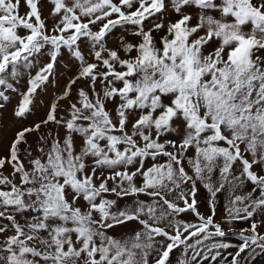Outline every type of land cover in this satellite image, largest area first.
<instances>
[{
    "label": "snow or ice",
    "instance_id": "1",
    "mask_svg": "<svg viewBox=\"0 0 264 264\" xmlns=\"http://www.w3.org/2000/svg\"><path fill=\"white\" fill-rule=\"evenodd\" d=\"M257 252L264 0H0V264Z\"/></svg>",
    "mask_w": 264,
    "mask_h": 264
},
{
    "label": "rangeland",
    "instance_id": "2",
    "mask_svg": "<svg viewBox=\"0 0 264 264\" xmlns=\"http://www.w3.org/2000/svg\"><path fill=\"white\" fill-rule=\"evenodd\" d=\"M23 12H24V8L21 7V13H23ZM41 99H43L45 103L47 102V97H43V96H42ZM13 103H15V101H13ZM44 111H45V109H44L43 105H41V106L36 110V116H34V117H31V116H30V117H29V120L31 121L32 119H38L39 117H41V116L43 115V112H44ZM30 139H31V138H30ZM222 211H223V208H222V207L218 208V214H219L220 212H222ZM233 242H235V241H233ZM229 251H232V249H230ZM174 255H176V253H174ZM261 259H264V254H261V253L257 252L254 261H250V264H262ZM263 263H264V262H263Z\"/></svg>",
    "mask_w": 264,
    "mask_h": 264
},
{
    "label": "crops",
    "instance_id": "3",
    "mask_svg": "<svg viewBox=\"0 0 264 264\" xmlns=\"http://www.w3.org/2000/svg\"><path fill=\"white\" fill-rule=\"evenodd\" d=\"M261 262H262V264H264L263 262H264V259H261Z\"/></svg>",
    "mask_w": 264,
    "mask_h": 264
}]
</instances>
